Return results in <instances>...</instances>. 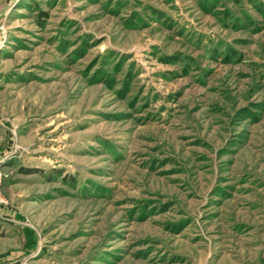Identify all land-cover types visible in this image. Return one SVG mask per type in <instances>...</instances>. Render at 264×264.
I'll return each instance as SVG.
<instances>
[{"label": "rangeland", "instance_id": "rangeland-1", "mask_svg": "<svg viewBox=\"0 0 264 264\" xmlns=\"http://www.w3.org/2000/svg\"><path fill=\"white\" fill-rule=\"evenodd\" d=\"M0 264H264V0H0Z\"/></svg>", "mask_w": 264, "mask_h": 264}]
</instances>
